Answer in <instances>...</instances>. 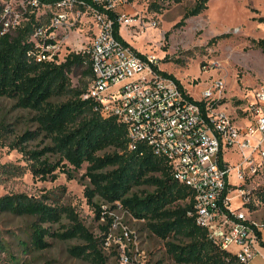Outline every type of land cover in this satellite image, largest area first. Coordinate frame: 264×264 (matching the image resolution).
Segmentation results:
<instances>
[{
	"label": "rangeland",
	"instance_id": "obj_1",
	"mask_svg": "<svg viewBox=\"0 0 264 264\" xmlns=\"http://www.w3.org/2000/svg\"><path fill=\"white\" fill-rule=\"evenodd\" d=\"M121 1L118 11L141 19L140 25L123 29L127 41L137 52L154 58L159 69L176 77L197 99L205 88L222 80L221 104L234 115H241L251 93L264 84V50L260 43L264 42V21L260 20L264 17V0H209L204 11L185 20L183 17L195 6L196 0ZM91 36L88 23L82 22L73 29V41L80 49L89 43ZM79 77L82 76L72 74L74 85H79ZM33 115L27 109L16 107L14 99L0 97V123L4 122L9 128L0 139V196L26 193L45 198L53 205L71 207L95 237L105 264H183L167 251L165 240L152 233L144 220L134 217L120 202L110 203L86 194L91 186L87 162L74 168L67 160L62 161L60 155L50 154V161H62L59 167L45 178L35 175L29 167L31 162L9 146L26 130L37 128ZM49 142L48 138L40 136L28 145L41 148ZM227 155L232 165L242 161L239 150ZM235 173L232 178L235 184H231L232 203H241L238 195L243 190L249 201L240 208L264 228V201L260 196L264 193V172L247 175L244 182H240ZM135 190L145 192L153 187L141 185ZM249 203L256 209H251ZM33 220L28 216L0 214V240L7 248L0 249V264H96L78 253L90 248L83 237L61 239L48 235L47 248L25 251L19 239H29L26 233ZM71 222L65 215L61 222L45 226L58 232L69 228ZM253 264H264L260 253Z\"/></svg>",
	"mask_w": 264,
	"mask_h": 264
},
{
	"label": "built area",
	"instance_id": "obj_2",
	"mask_svg": "<svg viewBox=\"0 0 264 264\" xmlns=\"http://www.w3.org/2000/svg\"><path fill=\"white\" fill-rule=\"evenodd\" d=\"M0 2L1 33L21 26L30 15L39 19L30 36V59L61 63L71 52L88 55L93 75L83 98L92 99L103 116L127 124L130 147L143 142L166 157L174 177L194 191L197 223L235 253L239 264H253L261 244L256 228L262 225L232 207L230 191L233 170L240 182L264 172V84L251 93L241 115H234L221 104L222 80L197 99L161 73L154 58H143L134 49L123 29L140 25L141 19L118 11L121 0ZM82 22L89 24L92 36L80 49L73 29ZM224 149L239 150L242 161L231 167L221 158ZM244 194L238 195L241 205L249 201Z\"/></svg>",
	"mask_w": 264,
	"mask_h": 264
},
{
	"label": "trees",
	"instance_id": "obj_3",
	"mask_svg": "<svg viewBox=\"0 0 264 264\" xmlns=\"http://www.w3.org/2000/svg\"><path fill=\"white\" fill-rule=\"evenodd\" d=\"M208 1L196 0L183 20L204 11ZM260 20L264 21V17ZM38 24L39 19L33 14L16 29L1 33L0 23V97L12 98L16 107L33 112L32 119L37 123L36 129L26 130L11 141L10 148L19 150L31 162L30 170L44 178L63 160L74 168L87 162L91 186L86 194L110 203L120 202L134 217L144 220L152 233L166 241L167 251L178 263L239 264L235 253L223 249L213 240L209 229L197 223L194 191L174 177L170 161L156 154L146 143L130 147L127 124L117 116H103L92 99L83 98L93 75L88 55L71 52L61 63L37 62L29 58L30 36ZM119 28L116 22L117 35ZM260 43L264 50V42ZM159 71L181 85L172 74ZM72 74L82 76L79 85L73 84ZM62 97L66 99L61 100ZM7 131V124L1 122L0 139ZM40 136L50 142L41 148H30L28 143ZM107 149L113 151L107 152ZM50 154L60 155L62 161H50ZM141 185L153 187V190L136 191L135 187ZM260 196L264 201V193ZM248 206L256 209L251 203ZM1 213L34 219L26 233L29 239H19L20 247L27 252L47 248L50 245L45 239L48 235L61 239L83 237L90 248L79 250V255L96 264H105L95 237L71 207L53 205L45 198L26 193H14L0 196ZM65 215L72 220L66 230L52 232L45 226L61 222ZM256 232L264 246L261 229L256 228ZM0 249L7 250L2 240Z\"/></svg>",
	"mask_w": 264,
	"mask_h": 264
},
{
	"label": "crops",
	"instance_id": "obj_4",
	"mask_svg": "<svg viewBox=\"0 0 264 264\" xmlns=\"http://www.w3.org/2000/svg\"><path fill=\"white\" fill-rule=\"evenodd\" d=\"M229 153H232V154H235V152L234 151H232V150H230V149H224L223 150V152L221 153L222 155H221V157H222V160L225 162V163H227V164H229L231 167L233 166L229 161H228V155L227 154H229ZM236 171L235 170H233V175H231V184H235V183H233V181H232V178H235V175H236V173H235ZM235 174V175H234ZM239 184V183H238ZM231 188H232V186H231ZM233 188H232V190L230 191V195H232L233 194ZM240 206H241V203L240 202H237L236 204L234 203H232V207L233 208H240ZM256 212V211H255ZM261 232H262V240L264 241V228H261ZM258 253H260L262 256H263V258H264V246L263 245H261L260 244V246H259V252ZM257 256V255H256Z\"/></svg>",
	"mask_w": 264,
	"mask_h": 264
}]
</instances>
